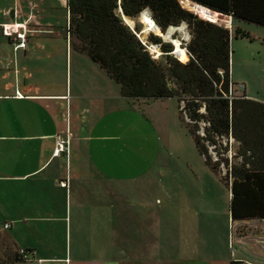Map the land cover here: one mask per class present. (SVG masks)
Returning <instances> with one entry per match:
<instances>
[{
  "label": "crops",
  "instance_id": "1",
  "mask_svg": "<svg viewBox=\"0 0 264 264\" xmlns=\"http://www.w3.org/2000/svg\"><path fill=\"white\" fill-rule=\"evenodd\" d=\"M68 17L67 0H0V253L25 250L23 264H264V220L232 222L230 190L206 165L175 182L158 136L168 102L121 96L71 48ZM59 137L67 156L55 154Z\"/></svg>",
  "mask_w": 264,
  "mask_h": 264
},
{
  "label": "trees",
  "instance_id": "2",
  "mask_svg": "<svg viewBox=\"0 0 264 264\" xmlns=\"http://www.w3.org/2000/svg\"><path fill=\"white\" fill-rule=\"evenodd\" d=\"M186 2L232 18L234 29L231 22L201 18L189 11ZM183 4L67 0L65 33L71 48L97 64L119 86L121 96L175 98L180 120L204 164L230 190L232 222L264 220V102L236 95L230 78L231 39L250 37L237 23L264 27V0H183ZM146 10L162 33L186 25L189 38L179 43L186 59L174 56L173 42L153 33L143 43L138 25L132 28L129 23ZM149 45L159 46L158 58L151 55ZM23 252L27 258L20 250L0 253V264L28 262L30 253Z\"/></svg>",
  "mask_w": 264,
  "mask_h": 264
},
{
  "label": "rangeland",
  "instance_id": "3",
  "mask_svg": "<svg viewBox=\"0 0 264 264\" xmlns=\"http://www.w3.org/2000/svg\"><path fill=\"white\" fill-rule=\"evenodd\" d=\"M185 5L190 9H188L189 11L193 12V6L190 2H186ZM182 6L184 7V4ZM152 20L153 19H151V21ZM138 22L139 18L137 17L134 21L131 20L129 24L132 28H134L138 25ZM238 25L242 29L246 30L250 34V37H233L230 42V78L232 83H234L233 91L235 94H242L243 90H241L240 85H243L244 87L246 86L248 95L264 101V27L245 22L238 23ZM233 29L234 23L232 22V30ZM152 33L156 34L153 31H149L148 36L143 38L144 35H141L140 29L138 30V35L141 36V40L144 41H147L148 37ZM162 34L168 37L166 39L162 38L163 40L171 41L173 44H175V41H178L179 43L185 42L188 40L187 37L189 36V32L185 24H182L177 28H173L170 32L168 29L166 33ZM174 36L176 39H173ZM164 101L168 102L167 104H169V106L167 108L166 118L163 120L164 125L161 130L163 135H161L159 130L158 136L159 138L164 136L162 141L166 143V148L169 151V164L175 172L179 173L180 171L181 173L187 175L185 172L193 170L201 176L200 171L205 164L203 158L199 155L196 149L192 136L180 120L178 102L175 98L164 99ZM213 157L215 158L214 155ZM224 172L225 169L223 168L222 174ZM191 176L193 175L191 174L189 177L191 178ZM189 177H185L183 175V178H181V174L179 173V175H175L174 180L175 182H181L182 180L186 182L191 180ZM224 188L225 193H222L220 198L227 199L228 191L226 187ZM156 191V189H152L153 193ZM157 198L163 200L160 190L157 193Z\"/></svg>",
  "mask_w": 264,
  "mask_h": 264
},
{
  "label": "built area",
  "instance_id": "4",
  "mask_svg": "<svg viewBox=\"0 0 264 264\" xmlns=\"http://www.w3.org/2000/svg\"><path fill=\"white\" fill-rule=\"evenodd\" d=\"M182 2H183V0L180 1L181 4H182ZM195 4H196V3H195ZM182 5H183V4H182ZM197 5H198V4H197ZM205 8H206V7H205ZM205 10H206L207 15H208V16H206V17L201 16V14L197 13L196 11H193V12L196 13V14H198L201 18H203V19H205V20H207V21H210V22H214V21H215V17H217V16H220V17H226V16L220 15V14H218V13L212 11V10L209 9V8H206ZM213 18H214V20H212ZM214 23H215V22H214ZM225 26H226V25H225ZM13 30H14V29L11 28L10 26H4V27H3V32H4L5 35H7V36H9V37H13V36H15V37H17V38H19V39H23V38H24V34L14 32ZM142 41H143L144 44L146 43L144 40H142ZM20 45L23 46V44H20ZM180 45H181V42H180ZM147 47H148V50L150 51L151 55H152L154 58H157V57H156L157 54H156V52H155V54H154V52H153V48H157V49L159 50V46H158V45H149V46H147ZM174 51H175V49H174ZM175 55H176V57H177L178 54H174V56H175ZM158 56H159V55H158ZM177 58H178V57H177ZM240 88H241V89H244V86H243V85H240ZM68 144H69V140H68V138H62V137L57 138V141H56V148H55V154H56L57 156H60V155H63V154L67 156V153H68ZM65 184H66V183L63 182L61 185L65 186ZM7 228H9V224H8V223H3L2 225H0V231H1L2 229H7ZM234 230H235V229H234ZM20 253L23 254V256H24L25 258H27V255L24 254L23 250H20Z\"/></svg>",
  "mask_w": 264,
  "mask_h": 264
},
{
  "label": "bare ground",
  "instance_id": "5",
  "mask_svg": "<svg viewBox=\"0 0 264 264\" xmlns=\"http://www.w3.org/2000/svg\"><path fill=\"white\" fill-rule=\"evenodd\" d=\"M191 4L193 6V10L192 11H196L197 13L201 14V16H204V17L208 16L207 15V12L205 10L206 9L205 7H202V6L197 5L195 3H191ZM217 19L224 20V21H228L230 23V20L226 19L225 17L217 16V17H215V20H217ZM141 21L145 24V27L147 28L146 30H144V33H147V31H148V33H149V31L150 32L153 31L157 35L159 34L158 36H160V37H162L164 39L168 38L167 36H165L164 34H162V32L160 31V29L154 24L153 20L151 21V19L147 15H145L144 13L141 15ZM172 29H173V27L169 28V32ZM174 43H175L174 46H175V49L176 50L173 51V53L174 54H178L177 57L179 59H181V60L186 59L187 58V54L185 53L186 50L184 51L183 48L181 46H179V42L178 41H175ZM153 52H154V54L156 52V54H157L156 57L157 58L161 55L160 54V51L157 48H153Z\"/></svg>",
  "mask_w": 264,
  "mask_h": 264
},
{
  "label": "water",
  "instance_id": "6",
  "mask_svg": "<svg viewBox=\"0 0 264 264\" xmlns=\"http://www.w3.org/2000/svg\"><path fill=\"white\" fill-rule=\"evenodd\" d=\"M153 19V18H152Z\"/></svg>",
  "mask_w": 264,
  "mask_h": 264
}]
</instances>
